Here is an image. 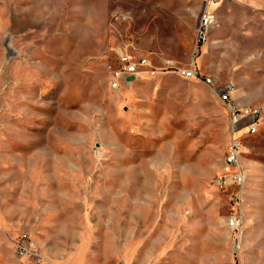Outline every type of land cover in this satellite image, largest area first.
Here are the masks:
<instances>
[{
  "label": "rangeland",
  "instance_id": "374dc122",
  "mask_svg": "<svg viewBox=\"0 0 264 264\" xmlns=\"http://www.w3.org/2000/svg\"><path fill=\"white\" fill-rule=\"evenodd\" d=\"M0 0V264L35 239L53 264H264V116L241 139L239 229L212 186L230 116L173 72L110 88L117 51L192 60L240 104H264V0ZM229 193V194H228Z\"/></svg>",
  "mask_w": 264,
  "mask_h": 264
},
{
  "label": "built area",
  "instance_id": "2783aa9c",
  "mask_svg": "<svg viewBox=\"0 0 264 264\" xmlns=\"http://www.w3.org/2000/svg\"><path fill=\"white\" fill-rule=\"evenodd\" d=\"M202 9L195 31V48L203 47L210 38L211 30L217 22L213 6L225 0H201ZM173 72L185 79L201 78L213 87L215 95L224 103L230 116V136L223 155L221 166L215 175L212 186L218 192L227 193L232 184L235 191L229 194L233 204L232 213L228 217V227L239 229L242 222V205L245 195L246 177L240 162L241 139L237 133L242 131L247 136H254L260 130L264 116V104L242 105L235 99L236 87L227 82L216 85L212 76L201 72L192 60L183 67L172 59L164 58L160 64H154L149 58L141 54H132L123 49L117 51V65L110 71V88L121 90L128 87L134 80L144 75L156 76L159 73ZM131 78H133L131 80ZM16 255L19 258H30L37 264H53L41 252L37 242L28 233H22L13 242Z\"/></svg>",
  "mask_w": 264,
  "mask_h": 264
},
{
  "label": "crops",
  "instance_id": "0c3cea01",
  "mask_svg": "<svg viewBox=\"0 0 264 264\" xmlns=\"http://www.w3.org/2000/svg\"><path fill=\"white\" fill-rule=\"evenodd\" d=\"M156 76H157V75H156ZM156 76H150V77H156ZM138 79H139V78H138ZM138 79H136V80H138ZM136 80H134V81H136ZM134 81H133V82H134ZM239 104H240V103H239ZM242 105H247V104H242Z\"/></svg>",
  "mask_w": 264,
  "mask_h": 264
},
{
  "label": "trees",
  "instance_id": "16d2710c",
  "mask_svg": "<svg viewBox=\"0 0 264 264\" xmlns=\"http://www.w3.org/2000/svg\"><path fill=\"white\" fill-rule=\"evenodd\" d=\"M214 6H215V5H214ZM214 6H213V7H214ZM213 7H212V8H213Z\"/></svg>",
  "mask_w": 264,
  "mask_h": 264
},
{
  "label": "water",
  "instance_id": "95a60500",
  "mask_svg": "<svg viewBox=\"0 0 264 264\" xmlns=\"http://www.w3.org/2000/svg\"><path fill=\"white\" fill-rule=\"evenodd\" d=\"M133 78H131V80H132Z\"/></svg>",
  "mask_w": 264,
  "mask_h": 264
},
{
  "label": "bare ground",
  "instance_id": "6f19581e",
  "mask_svg": "<svg viewBox=\"0 0 264 264\" xmlns=\"http://www.w3.org/2000/svg\"><path fill=\"white\" fill-rule=\"evenodd\" d=\"M215 7V6H214Z\"/></svg>",
  "mask_w": 264,
  "mask_h": 264
}]
</instances>
